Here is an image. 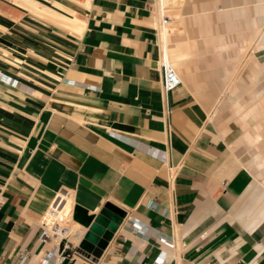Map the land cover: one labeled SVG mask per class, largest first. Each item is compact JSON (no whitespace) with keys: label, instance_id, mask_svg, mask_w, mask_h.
I'll list each match as a JSON object with an SVG mask.
<instances>
[{"label":"crops","instance_id":"crops-1","mask_svg":"<svg viewBox=\"0 0 264 264\" xmlns=\"http://www.w3.org/2000/svg\"><path fill=\"white\" fill-rule=\"evenodd\" d=\"M152 1L0 0V264H264V0H162L168 25ZM57 196L63 252L38 240Z\"/></svg>","mask_w":264,"mask_h":264},{"label":"built area","instance_id":"built-area-1","mask_svg":"<svg viewBox=\"0 0 264 264\" xmlns=\"http://www.w3.org/2000/svg\"><path fill=\"white\" fill-rule=\"evenodd\" d=\"M159 4L160 20L162 25H168L170 23V17L167 15L166 7L162 6V0H153L152 5L156 6ZM159 67L161 71V95L163 101L167 102L168 95L176 89L181 84V79L173 66L167 62L164 58V54H160ZM67 194V193H66ZM4 202V197L0 192V206ZM61 200L58 196L51 203L47 211L39 218V228L40 232L38 235V240L43 243L52 244L50 251L56 249L58 251L60 248L63 251L68 249V238L71 234L69 229V224L72 219L73 204L71 210H64L63 207H59ZM48 251V253L50 252ZM26 257L25 254H21L19 263L21 264Z\"/></svg>","mask_w":264,"mask_h":264},{"label":"water","instance_id":"water-1","mask_svg":"<svg viewBox=\"0 0 264 264\" xmlns=\"http://www.w3.org/2000/svg\"><path fill=\"white\" fill-rule=\"evenodd\" d=\"M123 217L122 210L106 203L93 217L80 241L79 248L93 257H99Z\"/></svg>","mask_w":264,"mask_h":264},{"label":"rangeland","instance_id":"rangeland-1","mask_svg":"<svg viewBox=\"0 0 264 264\" xmlns=\"http://www.w3.org/2000/svg\"><path fill=\"white\" fill-rule=\"evenodd\" d=\"M172 10H171V12H169V13H167V15L168 16H172ZM170 27H172V25H170ZM247 56H248V54H247ZM239 71H241L242 72V70L241 69H239ZM240 72V73H241ZM258 73V72H257ZM229 96H230V90H228V91H226L225 92V94L223 95V100H225V103L227 102L226 100H228L229 99ZM248 98V96H247V94H243L242 96H241V99H247ZM229 109H231V110H234V111H236L233 107H229ZM236 113H237V119H238V122L240 123V125L242 126V128H243V131H244V133L243 134H245L246 133V130H247V127L241 122V120H240V117H239V113L236 111ZM244 153L246 154V163H249L250 161H251V159H252V154H253V152L255 151V149L253 148V147H250V146H248V145H246V144H244ZM261 150V149H260ZM71 223V222H70Z\"/></svg>","mask_w":264,"mask_h":264},{"label":"bare ground","instance_id":"bare-ground-1","mask_svg":"<svg viewBox=\"0 0 264 264\" xmlns=\"http://www.w3.org/2000/svg\"><path fill=\"white\" fill-rule=\"evenodd\" d=\"M79 1V0H78ZM88 1V0H87ZM171 1V3L173 4V5H176L177 3H179L178 2V0H170ZM84 2V1H83ZM83 2H81V3H83ZM51 3V2H50ZM179 5V4H178ZM169 7V6H168ZM33 8H34V11L35 12H37V13H39L40 11L38 10L39 8H37V6L36 5H34L33 6ZM172 8V7H171ZM42 10V12L44 11L45 13H52L50 10H48V9H45V8H42L41 9ZM62 12H63V10H62ZM65 12V11H64ZM67 14V13H66ZM75 23H76V25H71L69 28H70V31H74V32H77V33H79V31H80V26H81V24H80V21L77 19V20H75ZM73 32V33H74ZM259 140V139H258ZM69 227V226H68ZM70 229V228H69Z\"/></svg>","mask_w":264,"mask_h":264}]
</instances>
